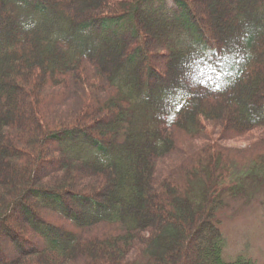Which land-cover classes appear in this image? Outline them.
<instances>
[{"label":"trees","instance_id":"obj_1","mask_svg":"<svg viewBox=\"0 0 264 264\" xmlns=\"http://www.w3.org/2000/svg\"><path fill=\"white\" fill-rule=\"evenodd\" d=\"M209 1L0 0V264H254L264 0Z\"/></svg>","mask_w":264,"mask_h":264},{"label":"rangeland","instance_id":"obj_2","mask_svg":"<svg viewBox=\"0 0 264 264\" xmlns=\"http://www.w3.org/2000/svg\"><path fill=\"white\" fill-rule=\"evenodd\" d=\"M208 3L214 6L209 0H196L192 4L198 12L196 15L207 17L201 8ZM262 134H257L258 138ZM236 145L231 143L232 147ZM222 204L216 217L223 237L222 259L232 262L243 257L251 259L254 264H264V181L247 182L236 197L224 195Z\"/></svg>","mask_w":264,"mask_h":264}]
</instances>
